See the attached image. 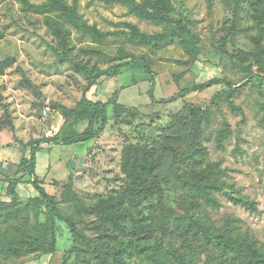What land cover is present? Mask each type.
Wrapping results in <instances>:
<instances>
[{
	"label": "rangeland",
	"instance_id": "obj_1",
	"mask_svg": "<svg viewBox=\"0 0 264 264\" xmlns=\"http://www.w3.org/2000/svg\"><path fill=\"white\" fill-rule=\"evenodd\" d=\"M167 1L173 9V17L186 19L190 31L196 35V56L189 55L177 40L159 49L130 45L122 36H109L104 44H95L54 15L44 13L40 8L46 0L0 2V64L3 63L0 74V235L16 241L24 239L27 233L35 237L34 225L39 222L44 227H53L56 238L54 252L24 256L3 254L0 264H61L65 253L73 246L67 225L57 218L51 222L44 206H39L38 218L33 215L29 200L36 198L37 193L28 177L18 170L19 161L22 155L28 159L25 145L29 141L62 137L85 129V123L74 124L77 115L72 112L81 101L82 87L86 84L85 69L104 70L118 63V59L128 61L132 57L149 65L155 73L154 84L151 86L145 72L123 68L116 77L92 87L86 96L91 101L104 102L107 115L106 127L96 140L38 147L36 174L43 180L42 184L45 183L44 189L60 201L58 211L75 221L81 236L97 237L101 228L96 229L98 224L91 223L95 216L87 209L102 200L123 196L127 182L120 167L123 150L133 146L151 151L153 160H165L161 178L167 181L171 158L165 159L164 143L175 146L177 139L173 136L169 139V133L172 129L173 133L179 132L189 120V109L200 105L206 107V119L202 120L198 146L205 151L203 166L217 171L215 176L211 174L210 181L215 179L219 188L211 190L216 204H204L202 215L207 216L210 229L221 228L229 220L232 236H248L250 243L264 252V82L250 80L230 102L215 106L226 90L223 85L167 103L158 102L212 79L227 78L234 86H239L243 72L248 69L264 75L263 32L251 20L247 3L234 8L223 0ZM64 2L75 6L80 19L101 32L127 31L125 24L130 23L141 32L159 35L165 32L167 25L141 20L127 14V9L118 4L107 5L97 0ZM226 20L229 27L224 29ZM57 30L65 36L67 61L57 59L50 50L54 47L60 52L62 48ZM226 36H229L225 43L228 54L239 50L252 52L255 57L247 55L242 60L235 56L233 63L227 57L221 62L218 51L223 43L221 38ZM151 89L155 102L149 96ZM49 131H52L50 136ZM9 182L15 183L20 200L15 205L8 194ZM162 187L167 204L179 213L185 212V202L178 200L179 196H184L179 184L165 182ZM154 202L155 196L141 204L143 215L125 203L119 209L129 207L132 217H126L121 223L126 227L152 226L147 214ZM76 207L80 211L75 210ZM178 225L182 231L184 224L180 220L169 225L170 234L164 240L166 248L179 255L199 251L201 236L182 234L178 237L174 232ZM36 233L41 234L39 227ZM81 236L76 253L68 257V264H102L99 249L87 247ZM140 236H145L143 231ZM96 239L97 243H104L106 249L104 264H151L150 252H142L139 247L160 241L156 237L138 241L128 235L111 242ZM195 264H198L196 259Z\"/></svg>",
	"mask_w": 264,
	"mask_h": 264
},
{
	"label": "trees",
	"instance_id": "obj_2",
	"mask_svg": "<svg viewBox=\"0 0 264 264\" xmlns=\"http://www.w3.org/2000/svg\"><path fill=\"white\" fill-rule=\"evenodd\" d=\"M97 1L107 5H121L127 9V14L134 15L144 21L154 24H167L164 27L165 32L159 35H150L141 32L135 25L130 23L125 24L127 31L115 33L101 32L94 25L91 26L83 22L77 15L75 6H68L64 0H46V3L40 9L44 13L54 15L58 20L78 32L80 36L88 38L95 44H104L109 36H122L130 45L159 49L177 40L180 45L184 46L189 55H197L196 35L190 31L186 19L184 21L179 16L177 18L173 17V9L167 0H141L139 2L136 0ZM223 3L234 8L240 4L247 3L249 16L257 24L259 30L263 32L262 37H264V0H223ZM228 25V21L227 23L224 22V29L229 27ZM57 32L61 36L62 48L60 52L54 47H50V50L55 54L57 59L67 61L65 52L68 47L65 42L64 33L58 30ZM221 39L223 43L220 45V49L222 51L217 50L221 62L227 57H229L228 59L231 63H233V57L235 56L241 57L242 60H245L247 55L255 57V54L252 52L243 53L239 50L228 54L225 43L228 42L229 36ZM118 60H120L118 63L104 70L86 71L83 67L85 69L86 84L82 87L81 101L72 112L77 115L74 119V124L80 125L85 123V129L82 132L74 133L72 131L70 134L62 137L55 136L50 139L40 138L29 141L25 145L28 149V159L26 155H22L19 161L18 170L22 175L28 177L32 189L37 193L36 198L29 200L33 215L38 218L40 215L39 206H44L45 211L48 213V219L50 217L51 222L54 218H57L69 228L73 246L65 253L61 264H68V257L76 253L77 243L81 241L80 236L83 234L77 229L75 221L72 218L58 211L57 205L60 201L57 202L44 189L45 183L42 184L43 180L37 176L36 160L38 147L41 144L52 147L58 145H74L96 140L104 131L107 124L106 104L102 101H91L86 94L92 87L119 75L123 68H136L145 72L149 76L151 86L154 84L155 73L152 72L147 63L135 57H132L128 61ZM12 63L10 62V64ZM2 64H0V74L3 72ZM259 70L262 72V69ZM243 73V79H241L239 86H234L227 78L212 79L203 84L184 89L171 98L158 102L167 103L176 98H183L189 94L203 92L211 87L220 85H223L226 90L213 106L223 102H230V98L237 94L240 87L247 84L248 81L258 79L260 82H264V75L260 72H252L248 69ZM149 96L155 102L152 89L149 91ZM205 111V106L197 105L195 108H190L189 117H187L189 120L183 124L180 131L173 133L174 130L172 129L169 133V139L173 136L177 140L175 146H169L167 143H164L163 146L166 152L165 159L171 158V164L169 165L171 169L168 171L169 177L167 181L164 180V177L161 178V168L165 160H153L151 151L144 149L142 151L133 146H127L123 150L120 167L127 179L123 196L110 198L107 201L102 200L97 204L91 205L90 208L86 207L88 208V212L95 216L91 223H97L96 229L100 227L101 231H99L97 237L81 236L82 241L85 242L87 247L99 249L102 264L106 263V249L104 248V243L99 244L95 241H98L96 238L104 242V239H107L111 242L115 241L119 236L127 235L139 239L138 241H148V239L150 240L153 237L160 238L158 243H144L139 247L142 252L144 250L150 252L151 264H174V262L175 264H195V259L198 264H264V252L257 250L250 243L248 236H232V227L229 224V220L221 228L210 229L207 216L202 215V207L204 204H216L214 197L211 195V190L219 189L215 179L210 181L211 174L215 176L217 171L213 169L207 170L203 166L205 151L198 146V138L202 134V120L206 119ZM165 182L168 184L177 183L184 190V196H179L178 200L185 202V212L179 213L167 204L164 199L166 193L162 187ZM8 194H10L14 205L16 202L20 203L15 192L14 182H9ZM154 196L155 202L150 206V212L147 214V218L152 221V226L148 225L145 228H140L138 224H134L133 226L126 227L124 223H121V220H126V217L131 218L132 215L129 207L119 209L120 207L127 203L133 210H138L137 212L139 214L141 212V204L148 200L149 197ZM75 210L80 211L77 207ZM177 220L182 221L184 224L182 231L179 225L174 230L178 237L182 234L186 236L187 234L201 236L202 242L199 251H187L185 254L179 255L166 248L164 240L170 234L169 225L171 222ZM38 227L39 232L41 231L40 235L36 233ZM34 229L35 237L27 233L24 239L17 241L0 235V256L3 254L24 256L37 252H54L56 238L53 227H44V225L42 226L38 222L34 225ZM142 231L145 234L143 237L140 236ZM158 234L160 237H158ZM27 235L30 237H27ZM149 245H152V247H149Z\"/></svg>",
	"mask_w": 264,
	"mask_h": 264
},
{
	"label": "built area",
	"instance_id": "obj_3",
	"mask_svg": "<svg viewBox=\"0 0 264 264\" xmlns=\"http://www.w3.org/2000/svg\"><path fill=\"white\" fill-rule=\"evenodd\" d=\"M51 134H52V131H49V132H48V135L50 136Z\"/></svg>",
	"mask_w": 264,
	"mask_h": 264
},
{
	"label": "crops",
	"instance_id": "obj_4",
	"mask_svg": "<svg viewBox=\"0 0 264 264\" xmlns=\"http://www.w3.org/2000/svg\"><path fill=\"white\" fill-rule=\"evenodd\" d=\"M38 158V157H37Z\"/></svg>",
	"mask_w": 264,
	"mask_h": 264
}]
</instances>
